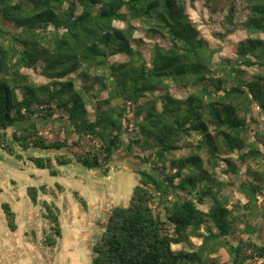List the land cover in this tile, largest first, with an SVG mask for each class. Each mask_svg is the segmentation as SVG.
<instances>
[{
  "label": "trees",
  "instance_id": "obj_1",
  "mask_svg": "<svg viewBox=\"0 0 264 264\" xmlns=\"http://www.w3.org/2000/svg\"><path fill=\"white\" fill-rule=\"evenodd\" d=\"M226 1L232 4L226 32L236 29L233 5L240 2L247 36L235 58L214 61L216 50L200 36L183 0H0V147L53 176L55 166L72 162L105 173L123 148H138L143 155L135 157L149 164L136 171L129 204L113 208L90 264H218L213 255L221 248L226 264L264 259V244L227 238L244 216H234L238 203L229 207L225 184L210 172L224 161L235 173L230 154L249 148L239 157L254 158L257 145L264 148V134L250 127L253 105L264 111V74L246 80V68L264 69V0ZM133 21L167 42L150 43L148 63ZM23 69L48 81L35 83ZM172 87L186 96L176 97ZM48 123L57 127L55 140L43 134ZM193 134L200 137L194 153L175 157ZM167 163L169 172L162 170ZM240 189L245 210L252 209L261 185L246 181ZM205 198L212 200L207 212L197 207ZM1 208L14 228V213L6 203ZM54 231L60 235L57 224ZM242 231L250 234V226L244 223Z\"/></svg>",
  "mask_w": 264,
  "mask_h": 264
},
{
  "label": "rangeland",
  "instance_id": "obj_2",
  "mask_svg": "<svg viewBox=\"0 0 264 264\" xmlns=\"http://www.w3.org/2000/svg\"><path fill=\"white\" fill-rule=\"evenodd\" d=\"M183 2L200 36L216 50L214 61L235 58V48L247 36L243 26L247 17L245 5L240 2L233 5V21L237 26L232 33H227L228 26L224 17L232 4L226 0H214L211 3H206L205 0ZM114 24L118 27L123 26L122 22ZM133 24L136 27L134 37L139 40L138 47L144 61L148 63L150 43L157 41L166 47L167 42L157 36L150 37L137 21H133ZM3 25L7 30L15 31L11 24L4 22ZM112 60L123 61L125 58L115 56ZM246 71V80H253L257 74H264V69L259 65L250 66ZM22 72L27 73L35 83L48 81L40 76L38 71L23 69ZM75 82L80 85L79 79ZM94 87L98 89L99 86ZM171 93L176 97L186 96L184 90L174 87L171 88ZM106 96V92L99 94L101 98ZM87 110L93 119L91 106H87ZM251 116L254 119L250 122L251 131L258 130L264 134V111L253 105ZM56 128L53 123L43 125V134L49 140H55ZM60 135L62 137L63 134ZM124 139L127 141L126 135ZM199 139L198 135L193 134L183 140L180 143L181 149L174 152V156L182 157L194 153ZM253 140L251 135L249 141ZM257 147L259 157L255 159L247 155L239 157L248 151L247 148L229 155L235 173L230 171L224 161H219L214 171L209 169L217 181L225 184L222 194L227 196L230 205L240 203L242 193L239 187L242 183L257 182L256 176L264 174V148L260 144ZM35 153L44 155L38 151ZM142 155L138 148H134L132 153L123 148L115 153L114 160L105 173L100 170H87L72 162L65 166H55L56 175L53 176L47 169H38L28 159L17 158L0 147V264H90L94 255L92 248L99 243L113 208L129 204L133 188L139 181L136 171L140 168H149V164H143L136 158ZM199 155L203 167L208 169L207 154L201 151ZM253 168L257 170L256 173L252 172ZM162 170L165 172L171 170L168 163ZM260 184L264 185V177ZM261 194L264 197V193ZM4 203L14 213V228L8 226L1 208ZM211 203V199L205 198L197 207L207 212ZM152 206L155 209L160 208L156 203H152ZM241 211L243 214V210ZM54 219H57L56 224L60 228L59 236L54 231L56 227ZM204 229L205 227L202 231ZM241 234L230 232L227 238L234 242L241 238L245 239L246 235ZM49 238H53L51 244L48 242ZM191 241L194 247L201 243L200 238H191ZM180 247L173 246L174 249ZM218 256L219 264L229 262L224 250H221ZM245 264L257 263L248 261Z\"/></svg>",
  "mask_w": 264,
  "mask_h": 264
},
{
  "label": "crops",
  "instance_id": "obj_3",
  "mask_svg": "<svg viewBox=\"0 0 264 264\" xmlns=\"http://www.w3.org/2000/svg\"><path fill=\"white\" fill-rule=\"evenodd\" d=\"M249 149V148H247ZM244 150V149H243ZM244 154V153H243ZM259 155L257 157H250L252 159H255V158H258ZM254 173L257 172V170L255 168H253V171ZM258 174V173H257ZM264 177V174L263 175H257L255 180H258L257 182H254V183H257V184H260V178L263 179ZM261 185V184H260ZM262 187V190H261V193H264V185H261ZM240 189V187H239ZM241 194V198L239 199V202L238 205H237V208L235 209L234 211V216H242V211L243 210V220L239 226V228H236V233H242L244 235H246V238H250L252 240H254L255 242L259 243V244H264V197L262 196V194L260 192H256L257 193V198H256V201L254 202L253 204V207L252 209H247L245 210V206L244 204L246 203L247 201V197L245 196V194L241 191V189L239 190ZM210 199V198H209ZM212 204V203H211ZM232 205L229 204V207H231ZM210 207V206H209ZM241 209V210H237V209ZM249 208V207H247ZM203 212H206V211H203ZM247 221V223L250 225V234H245L243 231H242V228H243V224ZM201 232L205 233L206 234V231L205 229L202 231L201 229ZM241 234V236H242ZM245 238V239H246ZM221 250H224L223 248H221L217 254H214L213 256H216L218 257V261H219V253L221 252ZM225 251V250H224ZM226 252V251H225ZM264 262V259H258L256 261L257 264H262ZM219 264V262H218Z\"/></svg>",
  "mask_w": 264,
  "mask_h": 264
}]
</instances>
